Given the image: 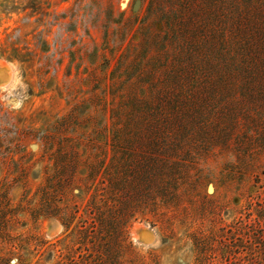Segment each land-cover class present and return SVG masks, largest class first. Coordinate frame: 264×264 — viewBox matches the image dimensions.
I'll return each mask as SVG.
<instances>
[{
	"label": "rangeland",
	"instance_id": "1",
	"mask_svg": "<svg viewBox=\"0 0 264 264\" xmlns=\"http://www.w3.org/2000/svg\"><path fill=\"white\" fill-rule=\"evenodd\" d=\"M2 83L0 264H264V0H0Z\"/></svg>",
	"mask_w": 264,
	"mask_h": 264
},
{
	"label": "bare ground",
	"instance_id": "2",
	"mask_svg": "<svg viewBox=\"0 0 264 264\" xmlns=\"http://www.w3.org/2000/svg\"><path fill=\"white\" fill-rule=\"evenodd\" d=\"M11 77V76H10ZM7 82V81H6ZM5 84L2 83L0 86H4ZM48 232H54L59 229V224L55 221H51L48 224ZM134 239H138L141 242H144L146 244H151L154 242L155 237L152 234V232H147L142 229H139L138 227H135L133 230Z\"/></svg>",
	"mask_w": 264,
	"mask_h": 264
}]
</instances>
